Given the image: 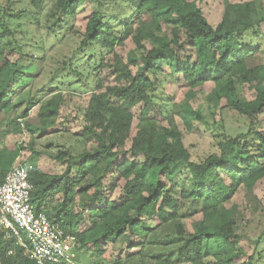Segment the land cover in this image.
Segmentation results:
<instances>
[{
  "label": "trees",
  "instance_id": "obj_1",
  "mask_svg": "<svg viewBox=\"0 0 264 264\" xmlns=\"http://www.w3.org/2000/svg\"><path fill=\"white\" fill-rule=\"evenodd\" d=\"M121 1L132 10L124 21L104 16L88 0H0V185L19 154L30 151L24 162L32 166L31 204L74 237V261L90 252L86 264H264V226L250 254L239 246L245 239L241 224L263 211L252 191L264 180V64L256 63L260 48L244 36L260 34L264 0L225 1L215 27L198 6L203 0ZM86 4L84 31L77 33L72 22ZM41 25L55 40L63 31L61 39L76 35L79 43L55 64L43 96H21L24 79L37 80L48 63ZM127 41L134 50L124 61L117 49ZM105 71L112 83L102 78ZM161 76L183 82L182 102L172 104L164 96ZM208 83L210 118L231 112L244 129L232 134L212 119L218 152L192 162L175 118L187 131L204 122L191 102ZM244 88L252 100L241 96ZM80 89L89 98L74 135L79 150L61 146L65 150L50 157L64 171L43 173L35 163L41 154L36 141L55 133L65 95ZM35 107L37 124L27 121ZM11 133H25L29 143L5 146ZM110 176L114 181L106 188ZM180 176L186 178L176 180ZM119 185L120 201L112 202L105 191ZM240 192L244 207L234 203ZM108 245L124 246L125 258L104 262ZM133 249L138 250L128 254ZM0 264L34 263L0 232Z\"/></svg>",
  "mask_w": 264,
  "mask_h": 264
},
{
  "label": "rangeland",
  "instance_id": "obj_2",
  "mask_svg": "<svg viewBox=\"0 0 264 264\" xmlns=\"http://www.w3.org/2000/svg\"><path fill=\"white\" fill-rule=\"evenodd\" d=\"M88 1L92 8L99 6L101 12L104 14V16L107 17L115 16L116 19L124 21L132 13V10L121 0ZM225 1L229 3H241L250 0H203V2L198 6L202 10L203 15L207 19L208 23L212 27H215L221 20ZM89 10L90 6L86 4L83 10L84 12L80 11L75 21L72 22L73 30L75 32L82 33L84 31V26L86 24L85 17ZM46 12L47 8H45L42 12V16L40 19L41 24L45 22L44 16L46 15ZM23 24L25 27L26 22H23ZM39 34L42 36L41 40H43V42H45L46 44V59L48 63L45 64L43 72L37 80L26 82L24 79L23 82L28 85L22 91L21 96H25L26 92H30V94L34 96V98L43 96L46 93L45 91L49 89L48 79L50 78L49 76L51 75L55 64L60 60L68 58L71 51L74 50L79 43V39L76 35H70L68 37H65V39H61L63 36V31L59 35V38L55 40V37H53V35L47 34V31L44 30L43 25H41V29H39ZM244 37L245 43L251 42V46H258L260 48V53L257 56L256 63L264 64V25L261 26V32L256 37H250L249 35H245ZM249 37L252 39H250ZM131 50H134V46L130 41L125 42L122 47H119L117 49L119 56H121L124 61L126 59L127 53ZM11 58L14 57L11 56ZM130 69L133 72L135 71L133 67H131ZM102 78L107 83L113 82V78L108 71L102 73ZM160 78L162 81V92L165 97L170 99V103L177 104L179 102H182L184 99V94L186 92L183 82L178 78L174 79L173 81L165 76H161ZM212 87V84H205L201 91L196 94L195 100L191 102V105L194 109L201 110L202 116L204 117L203 123L195 122L193 123V130L187 131L185 129V126L181 123L180 119L178 117L175 118L176 125L183 135L184 146L188 150L192 162H200L207 156L216 154L218 152L211 130H209L213 121L218 122L221 120L223 126L225 127V130L232 134H235L244 129L243 121L231 112H218L212 118V121L206 104V96L209 94ZM66 91L67 90H63V94H67L65 93ZM84 91L85 90L80 89L73 92V97L65 95L64 104L60 109L57 124L53 131L55 133L36 141L35 150L40 152L41 154L35 163L43 173L58 176L65 169V165L55 161L52 157H50V154L56 155L57 150H65V147L70 145L74 147V151L79 150V146L76 144V138L74 137V135L78 134L81 131L83 114L85 108L87 107L89 95ZM241 94V96H244L246 99H253V93L245 88L241 89ZM36 111L37 107L31 109L27 121L37 124ZM132 112L135 118L134 124H136L138 109L135 108L132 110ZM259 120H264V112L259 116ZM162 124L166 126V123L164 121L162 122ZM262 127L264 128V124L262 125ZM134 132L135 130L132 131V133ZM20 143H29V138L25 133H11L3 140V144L5 146H14L19 145ZM128 144L127 148L129 146ZM86 149L88 151H91L93 149V146L89 144L86 146ZM20 155L22 161H25L29 158L30 151H22ZM127 158H129V156H127ZM140 161L141 159L136 160V162ZM184 178L186 177L180 176L176 177V180ZM113 181L114 179L112 176L107 177L104 181L105 187L107 188V185L111 184ZM105 194L110 201L119 203L120 197L122 196L120 185L113 192H109L108 189H106ZM252 195L260 202L263 211H258L252 218L248 219L250 221H245L240 226L241 232L244 234L243 237L245 239L240 242L239 246L244 250L246 254L251 253L253 248L252 242L256 240L259 232L264 226V180L259 181L254 186ZM234 203L244 207V205L246 204V200L243 196V192H240L236 196ZM199 219V216L196 217V220ZM191 221V219H187L184 222L185 228L187 230L191 229ZM137 250L138 249H133L128 254L132 255L134 252H137ZM126 251L127 250L124 248V246L122 248H118L117 245H108L105 249L102 260L104 262H114L116 260L123 259L127 254ZM85 253L86 254L84 255L81 253L77 257V260L74 261V264H86L87 260L89 261V259H91V255L90 252Z\"/></svg>",
  "mask_w": 264,
  "mask_h": 264
},
{
  "label": "built area",
  "instance_id": "obj_3",
  "mask_svg": "<svg viewBox=\"0 0 264 264\" xmlns=\"http://www.w3.org/2000/svg\"><path fill=\"white\" fill-rule=\"evenodd\" d=\"M31 171L32 166L19 154L0 185V232L34 264H74V237L35 213L30 199Z\"/></svg>",
  "mask_w": 264,
  "mask_h": 264
}]
</instances>
